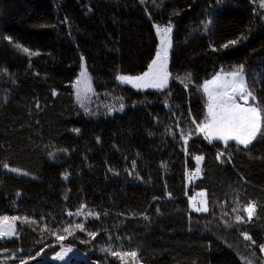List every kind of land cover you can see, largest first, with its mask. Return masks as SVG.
Here are the masks:
<instances>
[{
    "label": "trees",
    "instance_id": "1",
    "mask_svg": "<svg viewBox=\"0 0 264 264\" xmlns=\"http://www.w3.org/2000/svg\"><path fill=\"white\" fill-rule=\"evenodd\" d=\"M261 4L0 0V216L28 218L16 221L17 236L0 241V264L54 255L60 243L52 233L65 235L69 222L98 233L91 243H80L90 237L79 230L63 241L94 264H120L100 251L108 246L137 251L139 264H264V136L248 149L225 148L194 132L187 151L180 136L195 129L192 120L205 119V97L196 89L221 70L243 65L264 106ZM169 24V88L137 92L119 84L118 75L148 71L159 49L155 26ZM85 68L91 92L80 75ZM188 73L185 88L180 80ZM200 193L207 213L191 209ZM249 201L256 205L252 222L236 224ZM81 205L82 215L68 216Z\"/></svg>",
    "mask_w": 264,
    "mask_h": 264
},
{
    "label": "snow or ice",
    "instance_id": "2",
    "mask_svg": "<svg viewBox=\"0 0 264 264\" xmlns=\"http://www.w3.org/2000/svg\"><path fill=\"white\" fill-rule=\"evenodd\" d=\"M145 0H141V3H144ZM261 7H264V4H261ZM158 34H161V47L160 50L156 52L155 59L152 60L149 65L148 71L138 76H129V75H118L117 80L122 84H130L132 87L137 90H146L149 88L157 89L163 91L168 86V81L171 76V73L167 70L168 58H169V49L171 48V40L166 39L169 37L172 26L171 24L161 27L159 25L155 26ZM205 30L207 27L205 26ZM9 43H12L10 37H4ZM239 39H243L240 37ZM239 42L238 39H234L222 45L223 48H228L230 45H235ZM15 48L23 53H27L30 56L39 55V52H30L27 47L22 46L19 43H16ZM81 77L87 80L88 87L87 91H93L91 89L90 77L87 75V69L81 72ZM174 79H180L175 77ZM187 81V83H185ZM184 87L187 88L191 84V73L186 74L183 80H180ZM80 80L76 81V84L79 85ZM197 91H202L207 97L206 106H207V115L202 123H196L195 120H192L191 123L195 124V129L185 132L181 130L180 136L183 139L185 151H187L188 140L192 138L194 132L202 133L205 140H208L209 143L213 141H222L225 148L229 147V142L234 141L235 145L243 146L244 149H248L258 137L264 136V106L260 104L257 100V97L254 91L248 86L246 76L244 73V66L240 65L234 70L229 72H223L215 74L212 79L205 80L201 85L197 86ZM81 90L77 88V96L79 98ZM170 95V93H168ZM249 100L254 103H249ZM239 101H243L240 103ZM39 107V105H37ZM123 104L120 105L119 110L123 111ZM77 133L79 129H75ZM224 152H218L217 159L224 156ZM195 159L199 162L204 159L203 156H197ZM222 163L224 161H221ZM5 168L8 166L5 164ZM11 172H18V169L9 168ZM199 167L196 168V174H199ZM27 175L26 173H24ZM67 179V176H65ZM198 195L204 196L203 193ZM192 203V209L195 212L207 213L209 212L208 201L207 199H201L199 202L200 206H197L195 199L190 198ZM86 208V205H81L80 209L76 213L69 212L68 216H80L83 214V210ZM233 212H237V208L232 209ZM243 212L246 215H236L234 217L236 224L251 223L253 217L256 214V205L254 202H247L243 207ZM228 215V213H224ZM87 216H94L96 219H99V213H93L89 211ZM23 220L27 221L28 218H21L19 216H0V240L4 238H12L17 236L16 221ZM225 226H231L228 222H225ZM46 227V226H45ZM75 230L84 232L90 240H80V243H91V240H95L98 233L87 231L84 227V223H72L63 227L62 231L65 235H61L60 230H55L52 234L55 235V239L60 243V250L52 255L51 259L57 261H64L68 253L73 252L72 245H64L63 241L69 236L75 235ZM243 238L247 241H250L252 244H255V241L252 239V236L247 232L240 233ZM77 239H79L77 237ZM111 239V237H109ZM49 247H54V245H49ZM261 252H264V244L259 246ZM102 253L107 254V256L115 257L120 261V264H129L128 258H131L132 264H139L137 259L138 252L135 250H121L114 248L113 246L102 247L100 248ZM15 259V255L12 256ZM35 258V257H33ZM20 264H28L27 260L21 259ZM251 264V262H249Z\"/></svg>",
    "mask_w": 264,
    "mask_h": 264
},
{
    "label": "rangeland",
    "instance_id": "3",
    "mask_svg": "<svg viewBox=\"0 0 264 264\" xmlns=\"http://www.w3.org/2000/svg\"><path fill=\"white\" fill-rule=\"evenodd\" d=\"M174 31H175V28L172 26V31H171V33H170V35H169V37H167L166 39H170L171 40V48L169 49V58H168V65H167V70L169 69V64H170V58H171V52H172V37H173V34H174ZM157 36H158V41H159V49H158V51L160 50V47H161V34H158L157 33ZM231 71V70H230ZM168 72H169V70H168ZM227 72H229V71H227ZM226 73V72H225ZM245 73V72H244ZM245 76H246V80H247V84H248V86L254 91V93H256L255 92V90H254V88H252L251 87V83H250V80H249V77H248V75L245 73ZM117 82L119 83V84H121V85H123V86H126V87H129V88H131V89H133L134 91H137V92H147V91H151V92H161L160 90H157V89H153V88H149V89H146V90H137L136 88H134V87H132L130 84H122V83H120L118 80H117ZM170 82H171V76H170V78H169V81H168V86L165 88V89H163V91L164 90H166V89H168L169 88V86H170ZM202 92V91H201ZM202 94L204 95V93L202 92ZM256 95V94H255ZM204 97H205V102L207 101V97L204 95ZM257 97V96H256ZM258 100V99H257ZM240 103H243V101H239ZM249 103H254L253 101H251V100H249ZM206 115H207V106H206ZM206 118V117H205ZM213 142H218V143H221V144H223V142L222 141H213ZM212 142V143H213ZM255 142V141H254ZM253 142V143H254ZM232 144H235V142L234 141H230L229 142V145H232ZM251 146V145H250ZM249 146V147H250ZM240 147H243V146H240ZM202 162H203V160L202 161H199V163L200 164H202ZM194 199H195V202H196V204H197V206H200L199 205V202H200V200L201 199H205V197L204 196H201V195H196V196H194L193 197ZM191 209H192V203H191ZM193 210V209H192ZM198 213V212H197ZM199 213H202V212H199ZM15 237V236H14ZM14 237H12V238H4V239H2V240H0V241H3V240H10V239H13Z\"/></svg>",
    "mask_w": 264,
    "mask_h": 264
},
{
    "label": "water",
    "instance_id": "4",
    "mask_svg": "<svg viewBox=\"0 0 264 264\" xmlns=\"http://www.w3.org/2000/svg\"><path fill=\"white\" fill-rule=\"evenodd\" d=\"M52 256H47L45 254H41L40 256L28 260V264H94L88 257L87 254L79 251L77 249H73V252L68 253L65 257L64 261H57L51 259Z\"/></svg>",
    "mask_w": 264,
    "mask_h": 264
},
{
    "label": "built area",
    "instance_id": "5",
    "mask_svg": "<svg viewBox=\"0 0 264 264\" xmlns=\"http://www.w3.org/2000/svg\"><path fill=\"white\" fill-rule=\"evenodd\" d=\"M190 175H191V178H192L193 180H197V179H198V174H196V172L191 173Z\"/></svg>",
    "mask_w": 264,
    "mask_h": 264
}]
</instances>
